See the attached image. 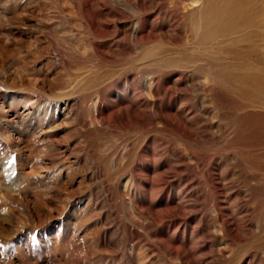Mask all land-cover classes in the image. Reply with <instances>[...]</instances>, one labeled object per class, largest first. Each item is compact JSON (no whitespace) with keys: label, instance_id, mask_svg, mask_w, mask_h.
Here are the masks:
<instances>
[{"label":"rangeland","instance_id":"rangeland-1","mask_svg":"<svg viewBox=\"0 0 264 264\" xmlns=\"http://www.w3.org/2000/svg\"><path fill=\"white\" fill-rule=\"evenodd\" d=\"M259 13L0 0V264H264ZM213 172L242 238L221 223Z\"/></svg>","mask_w":264,"mask_h":264},{"label":"bare ground","instance_id":"bare-ground-1","mask_svg":"<svg viewBox=\"0 0 264 264\" xmlns=\"http://www.w3.org/2000/svg\"><path fill=\"white\" fill-rule=\"evenodd\" d=\"M142 1H144V3H145L148 0H142ZM254 3H256V0H251V23H253V24L255 23V21H257L259 15H260L259 11L264 13V5H262V8H259ZM227 7H228L227 9L229 11H234L237 6H235L233 4H230V6H227ZM263 39H264V37H263ZM177 82H180V78L177 79ZM139 106H141V103H140L139 100H137L135 102L130 103V105H128V108H129V110H135V112H137L139 116L146 117L145 111L141 110L139 108ZM180 110H182V109H180ZM180 110H177L176 111V115L177 116L179 115V113H181ZM169 116L176 117L173 114L172 115L169 114ZM161 119L166 124L174 123L175 121H177V119L168 118V115H162L161 116ZM187 122H190V121H186V124H187ZM185 126H187V125L179 126L181 128L180 130H182V134L185 136V138H187V140H189V141L190 140L191 141H196L197 140V132L194 131L193 129H190V128L185 127ZM217 165H218V163H217ZM225 179H227V175L225 173H216V172H213V174L208 175V179L207 180L209 181L208 184L211 186V188H213V189H215L217 191L215 193L216 207L218 209L219 216L221 218V223L223 224V227L225 228V230L228 233H236L240 238H242L244 236V233H245L244 232L245 229H244L243 223L240 222L239 219L235 218V212L229 210V213H228V210H226V208L224 207V205L226 204V202L228 200H230L231 197H232V195H233V194H231V195H225V196L224 195H221V192H223L227 188V183H224L223 182V180H225ZM179 206L182 207V205H179ZM228 215H231V218L228 217ZM261 232H262V234H260L259 236H257L256 234H254V231L251 230V239H252V237H257V238H260L261 237V239L263 240L264 239V231L261 230ZM256 253L253 255V257H258V254H256ZM251 264H253V261H251Z\"/></svg>","mask_w":264,"mask_h":264}]
</instances>
